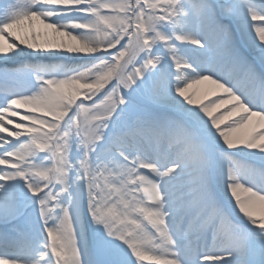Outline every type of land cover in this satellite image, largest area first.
<instances>
[{
    "label": "snow or ice",
    "instance_id": "1",
    "mask_svg": "<svg viewBox=\"0 0 264 264\" xmlns=\"http://www.w3.org/2000/svg\"><path fill=\"white\" fill-rule=\"evenodd\" d=\"M146 262L264 264V0H0V264Z\"/></svg>",
    "mask_w": 264,
    "mask_h": 264
},
{
    "label": "bare ground",
    "instance_id": "2",
    "mask_svg": "<svg viewBox=\"0 0 264 264\" xmlns=\"http://www.w3.org/2000/svg\"><path fill=\"white\" fill-rule=\"evenodd\" d=\"M38 24V22H35ZM27 26V22H25L24 27ZM211 87H214L210 84V82L208 81H203L199 84H194L191 86V88L189 89V92H195L196 93V97L199 99L208 89H210ZM219 94V93H217ZM211 98V97H208ZM217 111H219V109H217ZM147 264V262H146Z\"/></svg>",
    "mask_w": 264,
    "mask_h": 264
}]
</instances>
